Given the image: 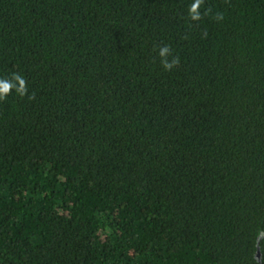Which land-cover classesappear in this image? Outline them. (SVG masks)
<instances>
[{
	"label": "trees",
	"instance_id": "16d2710c",
	"mask_svg": "<svg viewBox=\"0 0 264 264\" xmlns=\"http://www.w3.org/2000/svg\"><path fill=\"white\" fill-rule=\"evenodd\" d=\"M194 2L0 0V264H264V0Z\"/></svg>",
	"mask_w": 264,
	"mask_h": 264
},
{
	"label": "clouds",
	"instance_id": "9594fccd",
	"mask_svg": "<svg viewBox=\"0 0 264 264\" xmlns=\"http://www.w3.org/2000/svg\"><path fill=\"white\" fill-rule=\"evenodd\" d=\"M204 3V0H195L189 6V18L193 21H198L202 18V14L199 9L201 5ZM211 9H206L205 14H208ZM217 19H223L222 14H217ZM171 48L168 45H164L159 48L158 55L161 58L162 67L166 71L172 70L174 67H177L180 63L179 57H173L171 61H169L168 57L171 55ZM18 82L19 87H16V83ZM13 81L0 79V100H4L11 93L13 88H16L17 93L23 97L27 94V85L25 79L18 73L13 74ZM31 98V97H30Z\"/></svg>",
	"mask_w": 264,
	"mask_h": 264
},
{
	"label": "water",
	"instance_id": "95a60500",
	"mask_svg": "<svg viewBox=\"0 0 264 264\" xmlns=\"http://www.w3.org/2000/svg\"><path fill=\"white\" fill-rule=\"evenodd\" d=\"M260 257H261V256H260V253H259V254H258V259H260Z\"/></svg>",
	"mask_w": 264,
	"mask_h": 264
}]
</instances>
